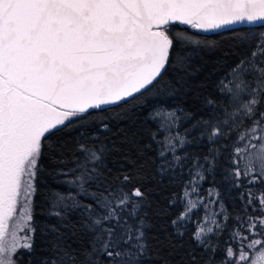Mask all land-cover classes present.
<instances>
[{
    "label": "snow or ice",
    "instance_id": "obj_1",
    "mask_svg": "<svg viewBox=\"0 0 264 264\" xmlns=\"http://www.w3.org/2000/svg\"><path fill=\"white\" fill-rule=\"evenodd\" d=\"M189 29L246 32L228 41L239 58L218 85L221 99L206 102L210 118L191 125V132L200 130L199 140L189 139L187 131L171 135L182 117L162 103L176 94L193 46L202 43ZM170 67L173 76L167 77ZM150 98L157 104L148 119L169 131L163 141L152 137L163 161L158 176L181 163L178 149L203 144L206 137V163L197 162L191 183L203 181L201 169L214 170L220 154L214 146L223 138L231 140L232 186L243 189L234 217L222 208L197 222L193 249L185 253L189 264H264V0H0V264H23L20 249L37 255L32 198L45 151L49 174L66 191L50 189L49 216L55 220L44 237L48 254L38 264H155L143 183L148 176L138 172L110 180L99 166L103 147H90L75 127L105 112L120 118L117 109L143 107ZM225 105L232 110L220 119ZM108 130L101 115L97 132ZM58 133L80 135L74 146L83 159L74 152L75 167H68L67 144ZM97 139L93 136V144ZM196 191L185 187V208L171 221L169 240H182L193 210L203 205L191 198ZM16 212L25 224H14L6 240L7 222ZM18 227L23 235H17Z\"/></svg>",
    "mask_w": 264,
    "mask_h": 264
},
{
    "label": "trees",
    "instance_id": "obj_2",
    "mask_svg": "<svg viewBox=\"0 0 264 264\" xmlns=\"http://www.w3.org/2000/svg\"><path fill=\"white\" fill-rule=\"evenodd\" d=\"M236 28L246 30L250 27ZM189 31L195 39L202 43L193 46V51L190 53L191 66L177 88L176 94L162 98V103L169 110L175 109L177 114L182 117L177 125L171 127V135L177 133L184 135L187 131L189 139L195 137L199 140L200 130L191 132V125L195 120L210 118V110L206 102L208 99L217 101L221 99L218 85L221 80L229 78L231 68L239 58L236 49L228 41L233 36L243 35L246 32L225 31L223 35L220 33L203 35L191 29ZM205 39L206 42H204ZM172 76L170 67L167 77ZM154 104H157V101L151 98L143 107L129 104L122 109H117L120 118H116V113L105 112L97 114L94 118L95 122H91L93 118H90L89 123L75 127L80 128V133L84 134L90 147L95 146L97 150L103 147L102 163H99V166L106 170L110 180L123 175L136 176L138 172L148 176V179L143 180V183L147 186L149 193V205L146 208L147 219L151 225L148 243L155 264H189L185 253L191 252L193 249L195 242L191 237L196 230L197 222L201 221L202 207L199 206L193 210L191 220L186 224L182 240H177L175 237L169 240L168 236L172 232L171 221L184 210V202L181 198L185 187H188L195 177L197 162L202 165L206 163L204 156L208 153V142L205 137L203 144L186 145L184 149H178V154L182 158L181 163L174 169H170L163 178L158 176L156 169L163 161L158 155L160 145L152 137L153 134H156L158 139L163 141L167 136V131H160L159 123L148 119V113ZM180 109L191 113L193 119L184 118ZM225 110L231 111L232 109L227 105L220 109L217 113L220 119H223ZM101 115L103 123L109 125V130L106 132H97ZM57 135L62 138V143L67 144L64 155L69 161L68 167H75L76 161L73 160V153L75 152L79 160L83 159L74 146V142L80 139V135L66 136L64 133ZM93 136H98L94 144ZM214 147L220 150L216 167L212 172L201 169L205 179L199 181L200 188L214 190L216 201L221 209L223 208L230 217H234V214L242 208L240 193L243 189L233 187V180L229 178L231 175L229 169L235 167L228 159L231 154V140L225 141L221 138ZM168 159H172L171 153H169ZM40 169L36 180L37 191L32 198L33 219L31 221L32 226L36 229L34 240L37 255L31 257L24 249H20L17 257L23 260V264H33V260L38 264L40 256L48 254L44 249V237L48 225L55 220L54 217L49 216L52 203L50 189L66 191V186L56 183L49 174L51 164L47 151L41 159ZM171 200H175V202L170 204ZM220 221L223 223V217L220 218ZM234 223V218L229 219V228ZM227 234L228 232L225 231L224 238L227 237ZM48 238L50 239V237ZM157 251H159V255H156ZM21 253H23L22 257ZM199 255L200 253L197 252L198 257Z\"/></svg>",
    "mask_w": 264,
    "mask_h": 264
},
{
    "label": "rangeland",
    "instance_id": "obj_3",
    "mask_svg": "<svg viewBox=\"0 0 264 264\" xmlns=\"http://www.w3.org/2000/svg\"><path fill=\"white\" fill-rule=\"evenodd\" d=\"M165 130L167 132H169L167 130V128ZM167 132H166V135L169 134ZM22 179H26V177L22 178ZM193 186L196 187L197 191L195 193H192L191 198L193 200H197V201L202 199L204 202L203 205H201L203 211L201 212L202 217H201L200 222H202L204 220L206 214L210 215L212 212H216V213L221 212V207H220L219 203L216 201V194H215L214 190L200 188L199 182L196 183L195 185L190 183L187 188L189 190H191V188ZM210 191L213 192L212 196H209ZM183 194H184V192H183ZM18 199L22 200L23 197H19ZM209 201H214V203H210ZM183 202H184V208H185L186 201L183 200ZM220 218H222V216ZM7 224H8V227L6 228L5 239L10 240L11 239L10 233H11V231H13L12 226L14 224H17L18 226L22 227L25 224V220L20 218L19 212H16V213H13V216L8 220ZM16 231H17L18 236L23 235V232L19 230V227L16 229Z\"/></svg>",
    "mask_w": 264,
    "mask_h": 264
},
{
    "label": "water",
    "instance_id": "obj_4",
    "mask_svg": "<svg viewBox=\"0 0 264 264\" xmlns=\"http://www.w3.org/2000/svg\"><path fill=\"white\" fill-rule=\"evenodd\" d=\"M236 27H255V26H250V25H236ZM200 34H203V35H207V34H212V33H218V32H198Z\"/></svg>",
    "mask_w": 264,
    "mask_h": 264
}]
</instances>
